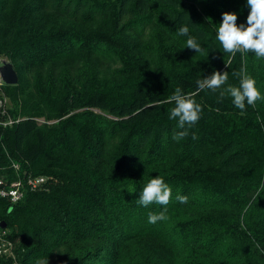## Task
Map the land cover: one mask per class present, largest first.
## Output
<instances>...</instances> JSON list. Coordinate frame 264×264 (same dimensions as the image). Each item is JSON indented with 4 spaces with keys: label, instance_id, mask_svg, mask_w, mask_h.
I'll return each instance as SVG.
<instances>
[{
    "label": "trees",
    "instance_id": "trees-1",
    "mask_svg": "<svg viewBox=\"0 0 264 264\" xmlns=\"http://www.w3.org/2000/svg\"><path fill=\"white\" fill-rule=\"evenodd\" d=\"M225 12L246 26V0H0L17 79L0 86V182L21 193L0 197V223L16 264H264V100L241 113L223 89L197 92L216 71L238 86L244 69L264 96V60L215 39ZM176 88L202 108L179 142ZM156 177L166 210L137 203Z\"/></svg>",
    "mask_w": 264,
    "mask_h": 264
},
{
    "label": "clouds",
    "instance_id": "clouds-1",
    "mask_svg": "<svg viewBox=\"0 0 264 264\" xmlns=\"http://www.w3.org/2000/svg\"><path fill=\"white\" fill-rule=\"evenodd\" d=\"M249 9L246 26L240 24L237 26V16L232 13H223L222 22L218 25L215 33V39L219 43L224 53L235 58L237 53L246 55L254 54L257 60H264V0H246ZM179 37H187L185 48L194 50L195 53L205 54V50L197 42L196 38L189 35V28L181 26L176 33ZM239 78V85L232 86L228 84V73L221 74L216 71L210 76L197 81V92L210 90L216 93L218 90L219 97L222 100L226 96L231 98L235 108L243 113L247 106H255L257 101L264 100L260 90L256 87V81L246 70L242 69L238 73H234ZM227 85V87H224ZM195 95H184L180 88H176L175 93L169 97V102H174V107L169 110V119L175 120L176 131L172 139L179 142L188 135V129L197 124L202 111L201 105L196 103L192 97ZM196 137L193 136V139ZM172 195L171 188L165 183L161 177L151 178L143 187L139 195L137 203L145 208L150 205H159L166 210ZM179 203H187V197L177 195ZM167 217L162 211L159 214L150 212L148 214V222L156 224L165 220Z\"/></svg>",
    "mask_w": 264,
    "mask_h": 264
},
{
    "label": "built area",
    "instance_id": "built-area-1",
    "mask_svg": "<svg viewBox=\"0 0 264 264\" xmlns=\"http://www.w3.org/2000/svg\"><path fill=\"white\" fill-rule=\"evenodd\" d=\"M3 83L0 82V86ZM2 95V94H0ZM7 107L8 101L5 97L0 96V126L10 125L11 120L7 118ZM44 181L43 178H36V179H28L26 181V185L33 189L38 184ZM19 182H13L9 184L7 188H3L0 182V197L7 198L11 203L16 202L19 198L21 193L19 192ZM6 231L0 228V256L9 257L13 260L11 264H16L14 262L13 254H12V244L5 238ZM5 236V237H4Z\"/></svg>",
    "mask_w": 264,
    "mask_h": 264
},
{
    "label": "water",
    "instance_id": "water-1",
    "mask_svg": "<svg viewBox=\"0 0 264 264\" xmlns=\"http://www.w3.org/2000/svg\"><path fill=\"white\" fill-rule=\"evenodd\" d=\"M16 81V75L11 64L7 60L0 58V82L5 85H15ZM3 226L0 223V228H3Z\"/></svg>",
    "mask_w": 264,
    "mask_h": 264
},
{
    "label": "rangeland",
    "instance_id": "rangeland-1",
    "mask_svg": "<svg viewBox=\"0 0 264 264\" xmlns=\"http://www.w3.org/2000/svg\"><path fill=\"white\" fill-rule=\"evenodd\" d=\"M38 121H40V120H38ZM53 263H54L53 260L50 259V260H47V261L41 262L40 264H53Z\"/></svg>",
    "mask_w": 264,
    "mask_h": 264
}]
</instances>
